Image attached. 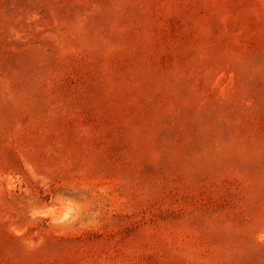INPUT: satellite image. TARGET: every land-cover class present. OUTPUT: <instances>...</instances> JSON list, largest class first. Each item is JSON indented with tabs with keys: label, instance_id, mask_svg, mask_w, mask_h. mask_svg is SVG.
<instances>
[{
	"label": "rangeland",
	"instance_id": "374dc122",
	"mask_svg": "<svg viewBox=\"0 0 264 264\" xmlns=\"http://www.w3.org/2000/svg\"><path fill=\"white\" fill-rule=\"evenodd\" d=\"M0 264H264V0H0Z\"/></svg>",
	"mask_w": 264,
	"mask_h": 264
}]
</instances>
